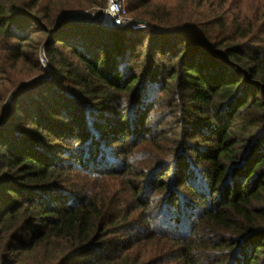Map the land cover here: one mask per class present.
Wrapping results in <instances>:
<instances>
[{"label": "trees", "instance_id": "trees-1", "mask_svg": "<svg viewBox=\"0 0 264 264\" xmlns=\"http://www.w3.org/2000/svg\"><path fill=\"white\" fill-rule=\"evenodd\" d=\"M72 1L0 0V262L264 264V0Z\"/></svg>", "mask_w": 264, "mask_h": 264}, {"label": "built area", "instance_id": "built-area-1", "mask_svg": "<svg viewBox=\"0 0 264 264\" xmlns=\"http://www.w3.org/2000/svg\"><path fill=\"white\" fill-rule=\"evenodd\" d=\"M127 0H107L105 9H102L103 13L100 18L102 26L105 28H123L127 26H133L136 28H142V25H134V22L127 14L125 5Z\"/></svg>", "mask_w": 264, "mask_h": 264}, {"label": "rangeland", "instance_id": "rangeland-1", "mask_svg": "<svg viewBox=\"0 0 264 264\" xmlns=\"http://www.w3.org/2000/svg\"><path fill=\"white\" fill-rule=\"evenodd\" d=\"M67 1V0H66ZM240 2L242 1V0H239ZM169 3H170V5L172 4V6H174L175 7V9L176 10H178L179 8H180V3H181V0H169ZM68 5H72L73 7H80V6H82V4L83 3H81V1L80 0H75V1H72V2H68L67 3ZM107 5V4H106ZM106 8V6L105 7H103V8H101V9H97L96 11H95V14H97L100 10H102V9H105ZM125 8H126V10H127V4L125 5ZM76 14H78V15H82V16H84V17H86V18H92L95 14H93L92 16H90V14H89V12H78V13H76ZM237 13H234V15H233V17L235 18V17H237ZM132 20V19H131ZM133 21V20H132ZM127 27H131V26H127ZM34 39H35V41H36V43L40 46L39 47V52H40V54H41V63L43 64V65H45V68L46 69H48L47 68V63L45 62V59H44V48L42 47L43 46V43L44 42H46L48 39H50L48 36H44V35H42V34H40V33H36L35 35H34ZM20 77H21V81L20 82H22V81H25L26 80V78H25V76L23 75V74H20ZM30 79L31 80H33L34 79V77H30L29 79H28V81H30ZM19 82V83H20ZM11 100H12V94H7V95H5V98L3 97V98H1L0 99V101H1V104H3V106L4 105H8V104H10V102H11ZM0 264H2V262H0Z\"/></svg>", "mask_w": 264, "mask_h": 264}, {"label": "water", "instance_id": "water-1", "mask_svg": "<svg viewBox=\"0 0 264 264\" xmlns=\"http://www.w3.org/2000/svg\"><path fill=\"white\" fill-rule=\"evenodd\" d=\"M102 13L103 11L100 10L92 18H86L78 14H66L61 18V22H71V23H77V24H82V25H89V24L100 21Z\"/></svg>", "mask_w": 264, "mask_h": 264}]
</instances>
